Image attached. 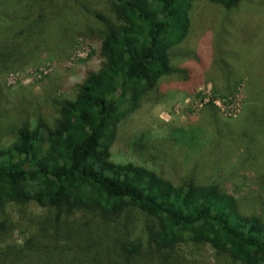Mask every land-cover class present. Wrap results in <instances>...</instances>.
Masks as SVG:
<instances>
[{
	"label": "trees",
	"instance_id": "1",
	"mask_svg": "<svg viewBox=\"0 0 264 264\" xmlns=\"http://www.w3.org/2000/svg\"><path fill=\"white\" fill-rule=\"evenodd\" d=\"M195 1L0 0V75L43 53L65 60L79 38L97 41L102 58L73 99H51L52 113L22 121L19 108L0 107V130L12 135L0 144V214L14 203L29 232L22 244L0 241V264H189L181 246L206 243L264 264V223L242 215L232 195L110 158L120 121L176 71L170 49L187 37ZM32 202L41 215L24 209Z\"/></svg>",
	"mask_w": 264,
	"mask_h": 264
},
{
	"label": "rangeland",
	"instance_id": "2",
	"mask_svg": "<svg viewBox=\"0 0 264 264\" xmlns=\"http://www.w3.org/2000/svg\"><path fill=\"white\" fill-rule=\"evenodd\" d=\"M98 51L97 41L79 38L65 60L43 53L0 75L1 109L19 108L14 113L22 121L37 111L54 112L53 97L73 99L84 74L99 68ZM170 58L176 71L120 121L111 160L154 170L175 185H217L236 199L242 215L264 223L256 187L264 159V0H239L232 8L195 1L189 33L170 49ZM5 132L0 130V144L12 141ZM20 209L4 206L1 242L22 244L29 236ZM24 209L34 216L43 212L33 202ZM180 251L189 264H243L218 255L210 243L183 244Z\"/></svg>",
	"mask_w": 264,
	"mask_h": 264
}]
</instances>
